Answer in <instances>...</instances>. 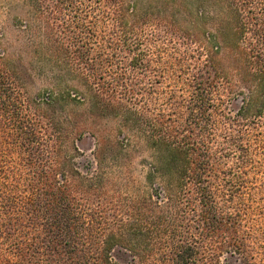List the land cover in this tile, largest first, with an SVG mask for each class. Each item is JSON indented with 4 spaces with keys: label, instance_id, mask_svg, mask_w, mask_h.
Listing matches in <instances>:
<instances>
[{
    "label": "trees",
    "instance_id": "16d2710c",
    "mask_svg": "<svg viewBox=\"0 0 264 264\" xmlns=\"http://www.w3.org/2000/svg\"><path fill=\"white\" fill-rule=\"evenodd\" d=\"M106 4L84 37L27 0L14 57L0 32V264H264V0ZM105 119L115 136L90 131L78 162Z\"/></svg>",
    "mask_w": 264,
    "mask_h": 264
},
{
    "label": "rangeland",
    "instance_id": "374dc122",
    "mask_svg": "<svg viewBox=\"0 0 264 264\" xmlns=\"http://www.w3.org/2000/svg\"><path fill=\"white\" fill-rule=\"evenodd\" d=\"M60 3L58 4V2ZM148 1V0H144ZM47 3V13L52 14V16H60L62 18H65L69 21H73L71 24L75 25V23L78 21L81 31L83 32L84 37H89L91 29H94V22L96 19L101 22L102 19H105V17L109 14V9L106 4V0H45ZM72 2V4H70ZM220 11V6L216 5V10L210 14V17L214 16L213 13L217 14ZM28 17V6H27V0H0V32L3 34V43L5 47L7 48L9 55L11 57H14L13 55L17 53L18 49H21L23 46V40L21 38L20 31L18 29V25L20 21H23L27 19ZM185 21H181V23ZM108 24V21H107ZM106 25V23H105ZM95 31V30H93ZM155 31V28L151 25L146 27L144 29L143 35H147L150 37V35ZM89 32V33H88ZM156 36V35H154ZM95 38V37H94ZM94 41V39H93ZM174 48V45L172 46ZM167 49L163 47L160 43L158 44V49ZM171 51V48L170 50ZM140 54H149L152 55V53H149L147 49L142 48L140 50ZM173 55V54H172ZM173 57V56H172ZM148 58V57H147ZM171 58L170 60H172ZM27 57L24 54V64L27 65ZM155 67V66H154ZM156 69V67L154 68ZM23 73H20L21 82L25 85L26 93L29 97L33 98L37 95L39 91L43 92H49L47 90L48 88V82L44 78V76L40 77L39 79H31L27 78L26 76L22 75ZM155 76H150L148 79H154ZM68 84L73 87H77L81 89L79 86V83L76 80H68ZM164 86H167V89H163V94L160 97V101L158 104L164 102V98L167 97L169 94V91L171 92L173 90V83L170 82L168 84V81H165ZM240 106V98H238L236 101L233 102V107L236 109ZM80 114V112H79ZM218 118V117H217ZM97 126L94 124L88 126V130H85V135L81 137L80 139H77L75 141V145L79 149V152L82 157H79L77 159L78 162L82 163L83 160L90 159L91 151L93 149L95 140L90 135V131H99L101 130L102 133L105 135H108L109 137H114L116 134L115 131V122L111 119H105V120H99ZM99 127V128H98ZM222 128H216L214 127V148L218 147L220 144V141L223 140L222 138ZM69 148H72V142L68 144ZM255 155L258 159L264 158V147H260L259 150L255 151ZM148 157L147 151H141L140 153H135L131 158V164L128 167L129 173L127 176L130 178L132 183L134 185L140 184L143 181V176L146 171V167H143L140 165V160L142 158ZM126 178V177H124ZM133 185V186H134ZM122 194H126L127 196L136 195L137 191L134 188H126L123 187Z\"/></svg>",
    "mask_w": 264,
    "mask_h": 264
}]
</instances>
